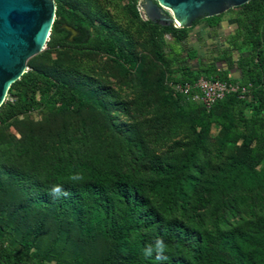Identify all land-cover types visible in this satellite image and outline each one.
<instances>
[{
  "label": "trees",
  "instance_id": "16d2710c",
  "mask_svg": "<svg viewBox=\"0 0 264 264\" xmlns=\"http://www.w3.org/2000/svg\"><path fill=\"white\" fill-rule=\"evenodd\" d=\"M125 1L129 14L145 31L154 59L173 85L201 76L236 83L245 92L226 93L206 108L192 101L190 92L173 89L175 114L188 117L195 128L193 137L179 158L161 163L149 157L147 178L123 170L114 151L107 150L98 139L67 156L16 148L30 160L23 168L12 161L0 162V181L9 180L19 191L15 201L0 199V264H49L39 255V237L48 218L75 229L72 258L77 262L83 248L101 238L106 244L93 264H264V213L252 211L249 218L240 217L234 223L218 221L211 226H205L196 213L210 204L216 209L228 208V214L234 216L239 207H251L247 202L250 196L244 193L253 190H262L264 199V168L256 169L264 154L260 145L264 138V0H248L179 29L142 19L136 0ZM53 3L54 19L45 41L46 51H94L113 56L127 70L134 67L131 53L86 10L63 0ZM226 19L232 20L231 30L207 56L199 54L197 48L184 47L196 24L204 22L213 28ZM64 24L78 30L79 35L69 40L70 32ZM232 63L238 71L235 78L228 75L227 67ZM185 96L188 103L182 106ZM92 105L60 78L28 66L6 91L0 104V125L41 107L67 111ZM236 108L244 131L234 126L231 114ZM213 123L218 132L210 137ZM132 136L134 131L127 138V147H133L136 159L142 160L146 149ZM240 138L242 142L237 144ZM213 145L226 155L219 167L202 178L198 157L206 146ZM203 164L208 165V161ZM77 173L83 180L73 183L71 177ZM56 184L70 195L54 198L50 189ZM191 199L194 202L190 205ZM7 226L22 230V251L4 244ZM157 238L167 245L163 260L155 254L144 255Z\"/></svg>",
  "mask_w": 264,
  "mask_h": 264
},
{
  "label": "rangeland",
  "instance_id": "374dc122",
  "mask_svg": "<svg viewBox=\"0 0 264 264\" xmlns=\"http://www.w3.org/2000/svg\"><path fill=\"white\" fill-rule=\"evenodd\" d=\"M63 1L70 6L83 8L95 22L111 32L119 41V46L131 53L134 67L127 70L113 56L87 50L56 48L46 51L43 48L28 58L26 68L33 66L60 78L93 105L67 111L41 107L15 117L6 125H0V162L12 161L23 168L29 164V155H21L16 148L37 149L53 156H67L77 154L83 145L98 139L105 144L107 150L114 151L123 170L147 178L149 157L157 158L161 163L181 157L195 128L191 126L188 117L180 118L175 114L177 106L174 103V85L169 74L154 59L147 44L146 33L129 14L125 0ZM137 10L141 14L138 3ZM231 28V19H226L213 28L200 22L189 31L184 47L197 48L199 54L207 56ZM77 35L78 30L72 36ZM218 65L222 66L220 63ZM227 68L230 78L237 77L238 71L233 63ZM188 99L185 96L181 105L186 106ZM190 99L199 102L191 97ZM223 111L224 108L220 109L219 114ZM237 112L236 108L231 114L235 120L234 126L244 131ZM131 131L135 135L132 137L141 140L146 149V156L142 160L136 159L133 147H127L126 141L131 136ZM217 132L218 126L213 123L209 136L215 137ZM262 141L260 145L264 148V138ZM241 142L240 138L237 144ZM225 155L226 152L216 145L206 146L198 157V162H202V178L219 167ZM203 161H208V165L203 164ZM259 168H264V154L256 165V169ZM239 193L242 192H237ZM244 194L250 196L247 202L251 207H239L234 216L228 214V208L216 209L210 204L197 209L196 213L205 226L218 221L222 224L223 221L234 223L240 217H251L252 211L256 214L264 213L262 190ZM18 196V188L10 184L9 180L1 179L0 199L15 201ZM225 197L227 196H223ZM193 202L191 199L189 204ZM21 233V229L15 230L7 226L3 231L4 244L10 249L22 251L19 245ZM76 236L75 229L65 227L63 221L46 219L43 233L39 237V255L49 264L56 261L62 264L97 262L105 247V240L98 238L84 247L80 254L81 260L77 262L72 258Z\"/></svg>",
  "mask_w": 264,
  "mask_h": 264
},
{
  "label": "water",
  "instance_id": "95a60500",
  "mask_svg": "<svg viewBox=\"0 0 264 264\" xmlns=\"http://www.w3.org/2000/svg\"><path fill=\"white\" fill-rule=\"evenodd\" d=\"M247 1L136 0L142 19L177 29ZM54 9L53 0H0V104L9 85L26 70L27 59L44 48ZM63 26L70 32V40L77 30Z\"/></svg>",
  "mask_w": 264,
  "mask_h": 264
},
{
  "label": "built area",
  "instance_id": "2783aa9c",
  "mask_svg": "<svg viewBox=\"0 0 264 264\" xmlns=\"http://www.w3.org/2000/svg\"><path fill=\"white\" fill-rule=\"evenodd\" d=\"M173 88L183 93L190 92L191 98L201 102L206 108H208L217 99L222 98L226 93L238 92V94H244L245 92V89L243 87H239L236 83L208 80L201 76L196 78L193 82L175 84Z\"/></svg>",
  "mask_w": 264,
  "mask_h": 264
},
{
  "label": "clouds",
  "instance_id": "9594fccd",
  "mask_svg": "<svg viewBox=\"0 0 264 264\" xmlns=\"http://www.w3.org/2000/svg\"><path fill=\"white\" fill-rule=\"evenodd\" d=\"M71 180L73 183H77L83 180V176L77 173L71 177ZM50 194L54 198L67 197L68 195H70V193L67 192L60 184L53 185L50 189ZM166 252H167V245L165 241L163 239L157 238L153 245H150L144 250V255L145 257H150L153 254H155L158 259L163 260L166 258L165 257Z\"/></svg>",
  "mask_w": 264,
  "mask_h": 264
},
{
  "label": "flooded vegetation",
  "instance_id": "af4514ba",
  "mask_svg": "<svg viewBox=\"0 0 264 264\" xmlns=\"http://www.w3.org/2000/svg\"><path fill=\"white\" fill-rule=\"evenodd\" d=\"M217 44H219V43H217Z\"/></svg>",
  "mask_w": 264,
  "mask_h": 264
}]
</instances>
